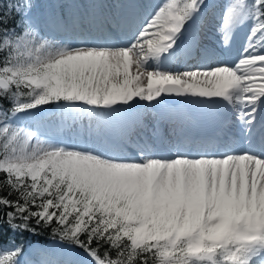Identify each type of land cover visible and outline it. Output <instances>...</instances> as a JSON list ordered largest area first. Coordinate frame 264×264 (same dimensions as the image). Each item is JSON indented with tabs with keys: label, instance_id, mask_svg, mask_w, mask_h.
Returning a JSON list of instances; mask_svg holds the SVG:
<instances>
[{
	"label": "snow or ice",
	"instance_id": "1",
	"mask_svg": "<svg viewBox=\"0 0 264 264\" xmlns=\"http://www.w3.org/2000/svg\"><path fill=\"white\" fill-rule=\"evenodd\" d=\"M35 7L0 0V264H35L16 237L40 227L77 251L60 259L40 249L39 264H264V0H226L221 43L248 26L236 57L211 63L205 49L182 72L166 62L196 54L181 39L205 0H163L124 46L49 43ZM166 96L223 107L247 147L101 150L42 139L15 119L55 106L65 123L87 115L91 127Z\"/></svg>",
	"mask_w": 264,
	"mask_h": 264
},
{
	"label": "bare ground",
	"instance_id": "2",
	"mask_svg": "<svg viewBox=\"0 0 264 264\" xmlns=\"http://www.w3.org/2000/svg\"><path fill=\"white\" fill-rule=\"evenodd\" d=\"M156 2L157 0H154L155 5ZM208 2L206 3L207 7L204 9L206 12H209L214 5L211 0H208ZM218 2H222V0H218ZM159 3L161 4V2ZM113 21L117 23L114 18ZM115 23L111 24L110 27L104 28L103 31H99L96 26L85 24L79 30L78 35L75 36L77 38L76 43L78 45L82 44L84 37L92 33L96 35V45L105 43L106 45L124 46L133 32L140 26V22L131 25L129 30L126 31L125 38L119 41L117 36L110 30L112 27H117ZM191 30H195L199 37L193 36V42H187L184 37L189 36ZM247 30V25L235 30L230 46L226 47L221 43L218 35V26H215L214 22L209 24L205 16L201 22L198 17L196 23L184 33L185 35L181 39L182 49L194 48L196 54L192 57H183V60L186 64H199L201 63L199 62V53L206 49L209 55H215L210 58L211 63L216 61L230 63L236 57L237 51L244 42ZM203 31L206 34H203ZM104 36H107V39L104 40ZM183 41L184 43L182 44ZM149 70H153L151 66ZM163 101V98L153 102H145L143 100L138 104L137 108L133 107L135 104L133 103L131 108H126L99 119H93L91 127H89L87 115L77 120L75 124H71V121L67 123L63 121L59 123V126H55L58 123L52 122L50 130H45L42 133L47 135L46 140L51 142L66 140L71 136L81 142H88L91 146L98 149L104 147L103 143L107 142L109 147L118 150L124 146V142H128L130 147L127 150L131 151V148L135 147L136 141L140 143L147 141L150 147L156 149L158 155H167L169 149L176 151L177 148L181 151L193 153L199 151H223L224 145L234 149V145L239 144L237 151L246 148L244 145L246 141L241 135L239 128L233 125L231 114L223 107L191 97H183L182 101L176 104H173V101H168L169 103H164ZM158 104H166V107L163 111L160 110L157 113L153 105L156 106ZM51 109L52 111L47 117L55 119L58 117L59 112L60 116H62L61 110L55 106ZM142 111L146 112V116L151 118L148 126L142 125L139 121V115ZM186 112H190L188 117H185ZM40 113L38 112L37 114ZM37 114H29L28 121L33 124ZM25 117L27 115H20L19 119L24 120ZM69 124H71V127H69ZM210 126L213 127V130L209 133ZM120 134H125L126 138L119 139Z\"/></svg>",
	"mask_w": 264,
	"mask_h": 264
},
{
	"label": "rangeland",
	"instance_id": "3",
	"mask_svg": "<svg viewBox=\"0 0 264 264\" xmlns=\"http://www.w3.org/2000/svg\"><path fill=\"white\" fill-rule=\"evenodd\" d=\"M211 1L214 3V5L211 7L209 12H206V11L202 12L201 16L199 17V21H202L201 17L204 15L207 18L209 24H211V22L212 23L214 22V25L218 26V24L220 22V14H221V12L223 10V5L226 2V0H222V2H218V0H211ZM159 2H161V4L163 3V1L157 0L156 5H155L154 4V0H146L147 7L145 8L143 16H138L136 14L135 7H133L130 17L129 18L125 17L123 19H122V16L119 17L118 21H117L118 23H120L119 26L116 27V28L112 27L110 30L117 36L119 41H122L125 38L126 31L129 30L130 26L135 24V23H139V22H140L139 23L140 26L143 25L145 20L150 17V14H152L157 9V7L159 5H161ZM205 2L207 3L208 0H205ZM91 26H93L92 23H91ZM94 26H96V28L98 30H99V28H101L98 25H94ZM103 27L106 28L108 26H107V24H105V25H103ZM54 34H57V33L56 32H50L47 28L45 30H42V37L44 39H46L49 43H52L54 45H70V46H73V47H80V46H104V45H106L105 43H103L101 45H96V41H95L96 40V35L92 34V33L86 35L84 37V39H83V43L80 44V45H78L76 43V39L77 38L74 35L75 33L74 34H69L68 32L60 33V34H58L59 36H54ZM203 34H206V32L203 31ZM193 36H196L198 38L199 34L195 30H191L189 32V36H188L189 42H193V40H192ZM103 39L104 40L107 39V36H104ZM214 56H215L214 54H210L209 58H213ZM209 58L207 59L208 62L211 60ZM199 60H200L199 62H201L200 55H199ZM199 65L200 64H198V63H196V64H186V62H184V60H183V57H181L178 61H168V62H166L165 70L172 71V72H182V71H186V70H193L194 68L198 67ZM166 99H168V100L169 99L176 100L177 97H175V96H172L171 98L170 97H166ZM140 101H143V100L137 99L135 101V104L133 105V107L137 108ZM145 102H148V101H145ZM151 102H153V101H151ZM166 102L168 103V101H166ZM158 105H156V106L153 105L157 113L160 112V110L163 111L164 108L166 107V104L165 105L162 104V105H159V106ZM44 108H46V107H44ZM44 108L39 109L40 110L39 112H41L40 114H37V112H35V111H31V112L20 114V115H27V117H25L24 120L23 119H19L20 115L18 117H16L15 119H16V122L19 123L21 126L27 127L30 130H32V131H38L39 133H41L42 134L41 138L46 140L47 139V135L42 133V131L45 129V127H42V125H46V121L43 119L42 122H38V120H40L42 116H47L52 111L51 108H53V106H51V108H48V109H44ZM57 109H59V108H57ZM59 110H61V109H59ZM29 114H35V115L37 114V117H36L35 122L33 124H35L36 127H39L38 130H35V129L31 128L32 123H30L28 121V118L30 117ZM54 120H56V122H58V126H59V123H62L64 121L63 117L60 116V112H59L58 117H56ZM54 120H53V122H54ZM48 122L52 123L51 120H48ZM140 122H141L142 125L145 124L141 120H140ZM49 126L51 127V125H49ZM53 133H55V132L53 131ZM124 138H126L125 134H122L121 136H119V139H124ZM103 144L105 146L104 147H100L99 149L103 150L106 147L107 148H111V147H109V143L104 142ZM64 251H65V249L62 250V252H64ZM69 252H71V251L69 249H66V253L65 254H67V255L64 254V258L65 259H70V257H73L71 254H69ZM57 254H58V250H57Z\"/></svg>",
	"mask_w": 264,
	"mask_h": 264
},
{
	"label": "trees",
	"instance_id": "4",
	"mask_svg": "<svg viewBox=\"0 0 264 264\" xmlns=\"http://www.w3.org/2000/svg\"><path fill=\"white\" fill-rule=\"evenodd\" d=\"M68 2V3H66ZM36 7L33 10V15L36 20L46 25L55 24L59 20L71 19V4L66 0H34ZM76 6L79 8L80 13H87L89 10L94 7H98L105 11V9L114 8L116 5V0H76ZM143 6L142 1L139 2ZM69 6V7H68ZM69 12V13H68ZM50 23V24H49ZM11 25V22H10ZM6 25V27L10 26ZM4 107H8L7 101H0ZM16 242L23 244L26 248L30 243H36L45 249H48V246H51L59 242V238H53L52 229L40 227L37 229V234L32 235L31 233H25L24 235L17 236ZM104 249L101 248V252ZM115 253H113V256Z\"/></svg>",
	"mask_w": 264,
	"mask_h": 264
}]
</instances>
